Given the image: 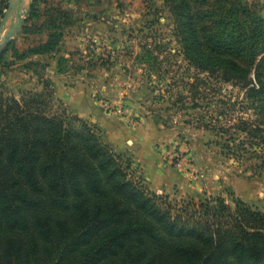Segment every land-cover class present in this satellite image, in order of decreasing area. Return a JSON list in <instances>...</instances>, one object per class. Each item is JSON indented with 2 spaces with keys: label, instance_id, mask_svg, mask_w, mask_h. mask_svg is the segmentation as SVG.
<instances>
[{
  "label": "rangeland",
  "instance_id": "1",
  "mask_svg": "<svg viewBox=\"0 0 264 264\" xmlns=\"http://www.w3.org/2000/svg\"><path fill=\"white\" fill-rule=\"evenodd\" d=\"M12 1L0 0L1 38L19 22ZM223 1L193 7L208 16ZM240 1L250 14L244 22L260 18L261 31L264 0ZM178 3L27 0L0 52V90L44 91L51 112L84 120L102 139L115 136L131 174L171 204L221 196L264 212V102L191 50L195 27ZM151 153L158 182L137 160Z\"/></svg>",
  "mask_w": 264,
  "mask_h": 264
},
{
  "label": "trees",
  "instance_id": "2",
  "mask_svg": "<svg viewBox=\"0 0 264 264\" xmlns=\"http://www.w3.org/2000/svg\"><path fill=\"white\" fill-rule=\"evenodd\" d=\"M179 1L191 50L264 102L262 20L244 22L240 0L208 16ZM47 96L0 90V264H264V212L221 196L171 204L84 120L47 109Z\"/></svg>",
  "mask_w": 264,
  "mask_h": 264
},
{
  "label": "crops",
  "instance_id": "3",
  "mask_svg": "<svg viewBox=\"0 0 264 264\" xmlns=\"http://www.w3.org/2000/svg\"><path fill=\"white\" fill-rule=\"evenodd\" d=\"M107 139L112 141V142H114L116 144V147L119 149V151H121L120 145H119V143L117 141L118 139L115 136L111 137V136L107 135ZM137 157L139 158L137 160L141 161V158L144 160V162L142 163V166H144V167L146 166L147 167L146 168L147 170H145V173H146V175H147L149 180L152 179L155 182H158V181H160L163 178V176H161L159 173H158L157 176H155V172L153 170V167H154V162L156 160V157H155V155L153 153L147 154V155H143V156H142V154H139ZM155 189L157 191H162V190H160L161 188L159 189L158 187H155Z\"/></svg>",
  "mask_w": 264,
  "mask_h": 264
},
{
  "label": "water",
  "instance_id": "4",
  "mask_svg": "<svg viewBox=\"0 0 264 264\" xmlns=\"http://www.w3.org/2000/svg\"><path fill=\"white\" fill-rule=\"evenodd\" d=\"M25 0H13L10 4H9V8L12 7H17V13L16 16L19 19V22L17 25H14L11 30L6 33L3 38L0 37V52L10 43L13 34L17 31L20 23H21V15H20V11L23 7H25ZM2 27L0 26V33H1Z\"/></svg>",
  "mask_w": 264,
  "mask_h": 264
},
{
  "label": "bare ground",
  "instance_id": "5",
  "mask_svg": "<svg viewBox=\"0 0 264 264\" xmlns=\"http://www.w3.org/2000/svg\"><path fill=\"white\" fill-rule=\"evenodd\" d=\"M25 1H27V0H25ZM17 8V7H16Z\"/></svg>",
  "mask_w": 264,
  "mask_h": 264
}]
</instances>
